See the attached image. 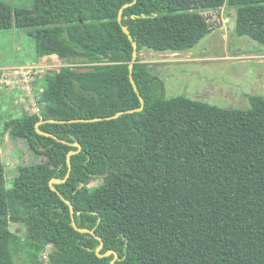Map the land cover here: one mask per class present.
Returning a JSON list of instances; mask_svg holds the SVG:
<instances>
[{
    "label": "trees",
    "instance_id": "trees-1",
    "mask_svg": "<svg viewBox=\"0 0 264 264\" xmlns=\"http://www.w3.org/2000/svg\"><path fill=\"white\" fill-rule=\"evenodd\" d=\"M32 3L0 1V30L33 28L38 56L66 65L43 74L38 114L5 125L44 161L18 166L8 187L0 159V264H17L12 222L30 226L31 264L44 244L47 264H111L116 254L114 264H264V97L248 109L166 99L139 61L144 49L190 51L217 27L203 11L223 6L236 10L239 35L264 44V0ZM124 26L137 43L132 72ZM53 179L66 180L53 190ZM66 200L90 232L76 230Z\"/></svg>",
    "mask_w": 264,
    "mask_h": 264
},
{
    "label": "rangeland",
    "instance_id": "rangeland-1",
    "mask_svg": "<svg viewBox=\"0 0 264 264\" xmlns=\"http://www.w3.org/2000/svg\"><path fill=\"white\" fill-rule=\"evenodd\" d=\"M13 7H32L34 0H0ZM217 25L216 29L190 51L156 52L144 49L139 61L153 68L164 83V98L186 96L228 109H248L251 96L264 97V44L236 31V10L223 6L203 11ZM34 29L16 26L0 30V159L5 168L7 186L12 187L20 165L44 161L34 155L23 139L10 136L5 125L24 114H38L43 74L59 71L66 64L55 56L40 59ZM42 66L31 81L16 71ZM22 79V81H18ZM32 82V83H31ZM104 182L98 178L89 186ZM78 206L85 207L78 202ZM30 226L10 223L15 234L14 258L17 264H31L33 249L26 241ZM52 246L44 244L34 264H47ZM33 264V263H32ZM97 264V263H93Z\"/></svg>",
    "mask_w": 264,
    "mask_h": 264
},
{
    "label": "water",
    "instance_id": "water-1",
    "mask_svg": "<svg viewBox=\"0 0 264 264\" xmlns=\"http://www.w3.org/2000/svg\"><path fill=\"white\" fill-rule=\"evenodd\" d=\"M129 4H127V5H125L124 7H127ZM123 9V8H122ZM122 9L120 10V13H119V22H121V20H122ZM123 30H124V32L125 33H127V34H129V30L124 26L123 27ZM129 38L132 40V42H133V47H134V52H133V59L131 60L132 62L130 63V70H131V72H132V68H133V65H134V63L136 62V60H137V58H138V51H137V43L135 42V41H133V38H132V36L129 34ZM86 70V69H85ZM131 78H132V76H131ZM132 82H133V84H134V87H135V90L137 91V92H139L138 91V88H137V86H136V84L134 83V81H133V79H132ZM141 97V96H140ZM144 103H145V101H144V99L141 97V107L139 108V109H136V110H142L143 109V107H144ZM136 110H132V111H136ZM124 112L123 111H120V112H117L116 114H114V115H112V116H107V119H114V118H117V117H119L121 114H123ZM101 119H104V118H96V119H92V120H88V119H71V120H68V122H76V121H95V120H101ZM49 121H55V120H49ZM56 122H67L66 120H56ZM41 123H43V121L41 120V121H39L37 124H36V127H37V130H38V132L39 133H43V134H45L44 132H42L40 129H39V125L41 124ZM77 146H78V150L77 151H71V152H69L68 153V157H67V161H68V165H69V171L67 172L68 174H67V176H66V178L67 177H69V172H71V169H72V165H71V156L73 155V154H75V153H78L80 150H81V146L79 145V144H76ZM66 179H64V180H57V179H53V180H51L50 181V185H51V188L53 189V190H56V188H55V186H54V183H60V182H64ZM66 202L69 204V206H70V210H71V215H72V219H73V226L76 228V230H78V231H81V232H90L89 230H87V229H84V228H79L78 226H77V224H76V222H75V218H74V206H73V204L71 203V201H68V200H66ZM92 233H94L93 231H91ZM98 237V236H97ZM99 238V237H98ZM103 247V242L101 243V246H100V248L98 249V255L99 256H103V255H101L100 253H99V250L101 249ZM112 253V251H108L105 255H110ZM116 258H117V254L115 255V259L111 262V264H114L115 263V260H116Z\"/></svg>",
    "mask_w": 264,
    "mask_h": 264
},
{
    "label": "built area",
    "instance_id": "built-area-1",
    "mask_svg": "<svg viewBox=\"0 0 264 264\" xmlns=\"http://www.w3.org/2000/svg\"><path fill=\"white\" fill-rule=\"evenodd\" d=\"M39 69H42L41 65L39 66L31 65V66L24 67L19 71L16 69V71L19 72L24 77V81L27 82L29 78H31V81L35 78V76L38 74ZM18 81H22V79L17 80V82Z\"/></svg>",
    "mask_w": 264,
    "mask_h": 264
},
{
    "label": "crops",
    "instance_id": "crops-1",
    "mask_svg": "<svg viewBox=\"0 0 264 264\" xmlns=\"http://www.w3.org/2000/svg\"><path fill=\"white\" fill-rule=\"evenodd\" d=\"M51 56H55V55H51ZM45 57H46V56H44V57H40V59H43V60H44V59H45Z\"/></svg>",
    "mask_w": 264,
    "mask_h": 264
}]
</instances>
